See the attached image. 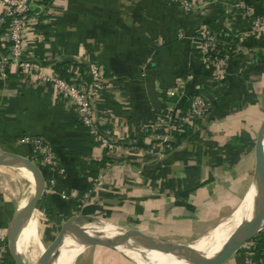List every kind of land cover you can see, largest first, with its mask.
<instances>
[{
    "label": "crops",
    "instance_id": "0c3cea01",
    "mask_svg": "<svg viewBox=\"0 0 264 264\" xmlns=\"http://www.w3.org/2000/svg\"><path fill=\"white\" fill-rule=\"evenodd\" d=\"M51 1L28 34V48L44 64L64 62L57 73L66 78L86 72L91 61L104 69L107 89L96 100L95 122L110 129L116 147H102L51 84L14 70L0 77V153L28 157L40 169L44 189L32 213L40 216L42 244L64 222L87 220L190 244L236 215L254 188L245 187L244 168L256 156L248 147L253 139L256 144L264 119V0H193L192 11L174 0ZM243 4L250 13L239 8ZM255 18L263 21L259 31ZM203 28L232 44L223 82L214 81L215 68L201 59ZM200 91L210 102L207 121L187 128L169 153L141 152L152 142L151 124L165 105L184 111ZM30 138L52 148L57 166L34 155ZM19 201L0 193V228L7 230ZM257 236V247L264 248V228ZM220 264H244L243 255Z\"/></svg>",
    "mask_w": 264,
    "mask_h": 264
},
{
    "label": "built area",
    "instance_id": "2783aa9c",
    "mask_svg": "<svg viewBox=\"0 0 264 264\" xmlns=\"http://www.w3.org/2000/svg\"><path fill=\"white\" fill-rule=\"evenodd\" d=\"M186 10L197 7L193 0H174ZM51 0H0L2 10L0 16V77L5 78L14 70L21 78L33 76L37 80L49 83L56 94L73 105L81 125L91 132L95 140L104 148L112 150L116 147L112 141L110 129L96 127V100L107 89L104 69L95 61L88 62L86 72L78 75L76 71L71 77H63L50 65L34 58L29 50L28 34L35 29L41 16L47 14ZM243 12L250 13V8L239 5ZM253 26L256 31L263 28V21L255 18ZM199 53L201 59L215 68V82H223L228 73L232 59V44L222 38V34L208 28L199 33ZM172 94L175 92L172 90ZM210 112L209 98L203 91L194 94L188 108L182 110L176 103H167L151 124L152 142L139 149L151 154L157 148L163 152H171L178 145L180 135L198 123L206 122ZM34 155H39L43 163L55 167L57 160L52 148L38 138H30ZM35 157V156H34ZM253 238L242 245L241 253L244 264H264V248L257 247ZM7 230L0 228V264H6L8 255Z\"/></svg>",
    "mask_w": 264,
    "mask_h": 264
},
{
    "label": "bare ground",
    "instance_id": "6f19581e",
    "mask_svg": "<svg viewBox=\"0 0 264 264\" xmlns=\"http://www.w3.org/2000/svg\"><path fill=\"white\" fill-rule=\"evenodd\" d=\"M12 164L17 165L14 167L20 172L21 181L27 182L30 187L29 189H32L24 203L23 200L25 195L23 196L21 200L22 207L31 196L35 195L37 181L32 173V170L27 165L20 162H13L10 165ZM26 187L28 188V186ZM253 192L254 188L244 200L242 208L240 210H238L239 208L237 209L238 212L236 215H231L222 219L217 226L213 228L210 227L211 229L207 231L208 233L190 244L178 243L180 248L185 251H201L206 253L208 256H211L219 251L223 246L229 244L232 240L242 236L245 230L246 222L251 217V212H249L247 207ZM259 209L260 216H263L264 194L259 201ZM32 211L33 210L26 211L24 213L23 217L18 222L16 233L14 227L17 251L23 256L25 264H29L28 257L37 263V259L44 250V245L39 240L38 236V220L40 216L35 219V212L32 213ZM31 213L32 215H30ZM29 215L31 217L26 224V220ZM262 224H264V220ZM80 226L86 234L92 237L111 238L117 235L126 237L129 240L127 243L115 245L113 248L136 264H202L203 262L200 259L179 255L161 244L143 248L138 245V240H140L141 235L137 230L120 227L109 221L87 220L81 223ZM88 246L90 245L79 240L74 231L69 229L58 244L56 257L54 258L52 264H74L77 257L82 255Z\"/></svg>",
    "mask_w": 264,
    "mask_h": 264
},
{
    "label": "water",
    "instance_id": "95a60500",
    "mask_svg": "<svg viewBox=\"0 0 264 264\" xmlns=\"http://www.w3.org/2000/svg\"><path fill=\"white\" fill-rule=\"evenodd\" d=\"M256 161H255V180H254V192L248 202V210L251 212V217L246 222L245 230L242 236L232 240L229 244L223 246L215 254L208 256L206 253L196 250L185 251L180 248L178 243L168 242L166 240L157 239L142 235L140 233V240L138 245L141 247H150L157 244H161L164 247L170 249L172 252L178 253L184 257H191L202 260V264H220L230 257L235 251H237L246 241L254 238L261 230L263 224V216H260L259 201L264 194V119L260 125L257 133V140L255 144ZM13 162H20L27 165L34 174L37 181L35 195L15 213L11 223L7 228L8 250L12 255L15 264H24L20 253L17 251L16 237L14 235V227L21 220L26 211H31L35 208V203L38 197L42 194L44 189V179L40 172V169L34 162L28 157L15 154V153H0V165L8 166ZM72 229L76 237L82 242L88 245L104 244L111 247L115 245L127 243L129 240L121 235L113 236L111 238L92 237L86 232L80 224L67 223L61 227L55 238L47 245L46 249L39 258L37 264H52L56 257L58 244L60 243L64 234Z\"/></svg>",
    "mask_w": 264,
    "mask_h": 264
},
{
    "label": "rangeland",
    "instance_id": "374dc122",
    "mask_svg": "<svg viewBox=\"0 0 264 264\" xmlns=\"http://www.w3.org/2000/svg\"><path fill=\"white\" fill-rule=\"evenodd\" d=\"M255 138L257 140V135L255 136ZM248 148L249 149L254 148V150H255V140L254 139ZM254 159L256 161L255 155H254L252 163L247 164V167L244 168V170L246 171V174H245V180H246V186L245 187L246 188L249 185H250L249 186V188H250L251 185H253L254 180H255V161H254ZM236 160H238V156H237ZM34 164H36V162H34ZM12 167L15 168L14 166H12ZM16 171L20 175V172L17 169H16ZM26 186H28V188ZM29 188L30 187H29L28 183L25 181H20L17 178L15 172L11 168H9L8 166H0V193L2 194V196L3 195L7 196L13 202L18 204V201L20 200V198L21 197L23 198V196L25 195L24 200H23V203H24L25 200L28 198L31 190H32ZM246 188H245V190H246ZM22 198H21V200H22ZM263 220H264V216H263ZM67 221H69V220H67ZM65 224H67V222H64V224L62 226H64ZM60 227H61V225H59L58 228L60 229ZM262 228H264V225ZM259 232H258V234H259ZM55 233H57V232H53V234H55ZM256 238H258L257 235L253 239L256 240ZM52 240L53 239H51V238L49 240H44V243H43L44 246L46 247ZM246 242L244 243V245H246ZM239 252H241V249H238L237 251H235L231 255L232 258L234 256H238ZM7 258L9 259V263L15 264L11 255H9V251H8ZM117 259L119 260L118 262H117ZM75 264H136V263L132 262L128 257H126L122 253L118 252L117 250H115L111 246L104 245V244L103 245L102 244H95V245L88 246V248L85 250V252L82 255H79L77 257V259L75 260Z\"/></svg>",
    "mask_w": 264,
    "mask_h": 264
},
{
    "label": "trees",
    "instance_id": "16d2710c",
    "mask_svg": "<svg viewBox=\"0 0 264 264\" xmlns=\"http://www.w3.org/2000/svg\"><path fill=\"white\" fill-rule=\"evenodd\" d=\"M64 62L63 63H59V64H53V65H51V67L56 71V72H63V70H64ZM187 132H188V134H189V130L187 131H184L181 135H180V139H183L186 135H187ZM259 240L260 239H258V242H259ZM261 241V240H260ZM261 243H259L258 244V246H261L260 245ZM263 245V244H262Z\"/></svg>",
    "mask_w": 264,
    "mask_h": 264
}]
</instances>
